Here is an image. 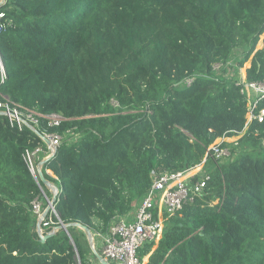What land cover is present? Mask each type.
<instances>
[{"label":"trees","instance_id":"16d2710c","mask_svg":"<svg viewBox=\"0 0 264 264\" xmlns=\"http://www.w3.org/2000/svg\"><path fill=\"white\" fill-rule=\"evenodd\" d=\"M1 8L0 89L65 120L41 119L35 131L0 113V264H77L76 252L88 264L79 232L105 231L132 210L153 170L194 167L217 138L234 135L228 160L206 156L203 194L138 255L148 256L144 264H264V118L242 132L240 85L212 70L250 57L247 79H264V35L256 48L264 0H8ZM44 130L78 137L36 159V181L24 154ZM49 184L58 218L47 211L38 225L31 201L53 196Z\"/></svg>","mask_w":264,"mask_h":264},{"label":"built area","instance_id":"2783aa9c","mask_svg":"<svg viewBox=\"0 0 264 264\" xmlns=\"http://www.w3.org/2000/svg\"><path fill=\"white\" fill-rule=\"evenodd\" d=\"M8 0H0V32L8 23L5 11L1 8ZM216 64V65H214ZM225 64L221 61L212 64L214 74H221L225 79L240 85V93L246 100V121L242 132L246 130L252 120L261 122L264 118V107H259V101L264 98V79L260 81H250L245 75H240L241 67H238L235 60L227 61L225 72L221 68ZM7 76L0 54V86L5 82ZM192 77L184 79L183 84L189 85ZM113 105H118L115 100H111ZM0 113L6 116L9 125L22 129L26 125L39 130L41 119L47 120L48 126H56L65 118L58 113H40L33 108L25 107L12 101L7 94L0 89ZM241 132V134H242ZM42 143L24 154V161L36 179L39 180V170L36 167L38 157L52 156L64 140H75L78 136L67 130L61 134L53 131L38 132ZM219 141L210 144L201 160L194 167L184 170L170 171L164 168H157L151 172V183L145 194L136 202L134 208L124 215L112 217L105 231L99 228L88 231L91 244L92 238L100 239L98 250H94L87 256L88 264H99L95 253L102 259L114 264H144L148 256L140 258L139 250L144 244L152 245L150 253L155 249L161 239L163 228L167 220L177 214L183 206L200 197L203 194L209 173L204 169L206 156L209 154L214 161L222 163L228 160L233 154L231 145L222 143L226 141L224 137ZM55 188L53 196L35 197L31 201V211L38 217V221L44 220L43 203L53 216L58 218V214L53 206L55 198ZM93 247V246H92ZM76 258L79 256L76 253ZM149 255V254H148ZM77 261V260H76ZM77 264H80V260Z\"/></svg>","mask_w":264,"mask_h":264},{"label":"rangeland","instance_id":"374dc122","mask_svg":"<svg viewBox=\"0 0 264 264\" xmlns=\"http://www.w3.org/2000/svg\"><path fill=\"white\" fill-rule=\"evenodd\" d=\"M263 35H264V33L261 35V38H260V40L258 41V43H257V45H256V48H259L260 46H261V44H262V37H263ZM237 61V60H236ZM249 63H250V57L246 60V62L243 64V66L241 67V70H240V75H245V71H246V69H247V67H248V65H249ZM214 65H216V64H214ZM218 75H221V74H218ZM240 135H234V136H230V137H224L225 139H226V142H228V143H230V145H231V147H232V144L231 143H233L238 137H239ZM216 141H219L218 140V138L214 141V142H216ZM81 232H79V237H80V242H81V245L88 251V252H90V253H92L93 251H91L92 249H91V245H90V240H89V237H87L86 238V233H85V235L83 234L84 232H82V234H80ZM76 260H77V263H78V261L80 260V258H79V260L76 258Z\"/></svg>","mask_w":264,"mask_h":264},{"label":"water","instance_id":"95a60500","mask_svg":"<svg viewBox=\"0 0 264 264\" xmlns=\"http://www.w3.org/2000/svg\"><path fill=\"white\" fill-rule=\"evenodd\" d=\"M38 175H39V179L43 181L42 173L39 172ZM47 211H48V208H46V209L43 211V215H45ZM39 224H40V222L38 221V225H39ZM59 226L67 232L66 226H65L61 221H60V225H59ZM48 236H49L48 234L42 236V237H41V240H44V239L47 238ZM76 253H77V252H76ZM95 255H96V258L98 259L99 264H114V263H110V262L105 261V260L102 259V257H100L97 253H95Z\"/></svg>","mask_w":264,"mask_h":264},{"label":"crops","instance_id":"0c3cea01","mask_svg":"<svg viewBox=\"0 0 264 264\" xmlns=\"http://www.w3.org/2000/svg\"><path fill=\"white\" fill-rule=\"evenodd\" d=\"M49 187H50V189H51V192H52V190H53V188H55V186L53 185V184H49L48 185ZM94 231V230H93ZM89 236V233H88V231H86V238ZM89 240H90V245H91V251H94V250H98V248H99V246H100V239H98V238H92V241H93V244H91V239H90V237H89ZM93 246V247H92ZM95 252V251H94Z\"/></svg>","mask_w":264,"mask_h":264}]
</instances>
